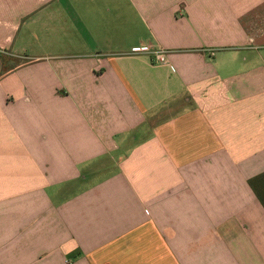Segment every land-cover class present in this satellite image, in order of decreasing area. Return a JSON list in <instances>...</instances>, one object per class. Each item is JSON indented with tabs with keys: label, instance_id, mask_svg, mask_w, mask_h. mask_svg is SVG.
I'll use <instances>...</instances> for the list:
<instances>
[{
	"label": "crops",
	"instance_id": "1",
	"mask_svg": "<svg viewBox=\"0 0 264 264\" xmlns=\"http://www.w3.org/2000/svg\"><path fill=\"white\" fill-rule=\"evenodd\" d=\"M0 264H264V0H0Z\"/></svg>",
	"mask_w": 264,
	"mask_h": 264
},
{
	"label": "built area",
	"instance_id": "2",
	"mask_svg": "<svg viewBox=\"0 0 264 264\" xmlns=\"http://www.w3.org/2000/svg\"><path fill=\"white\" fill-rule=\"evenodd\" d=\"M133 53H149L152 54L158 63H166V52L164 50L154 49L152 46H146L142 48H135Z\"/></svg>",
	"mask_w": 264,
	"mask_h": 264
}]
</instances>
